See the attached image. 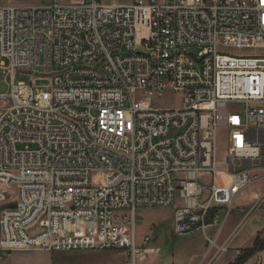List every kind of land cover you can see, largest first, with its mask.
Returning a JSON list of instances; mask_svg holds the SVG:
<instances>
[{"label":"built area","instance_id":"2783aa9c","mask_svg":"<svg viewBox=\"0 0 264 264\" xmlns=\"http://www.w3.org/2000/svg\"><path fill=\"white\" fill-rule=\"evenodd\" d=\"M33 7L15 18L16 7L0 6V70L11 85L0 94V261L12 252L124 251L136 264L156 233L138 244L141 208L174 209L175 236L216 229V240L206 237L214 249L255 182L251 169L264 171V148L250 149L255 135L264 140V0ZM243 49L262 53H224ZM37 70H51L47 90L14 83ZM167 91L183 96L180 107L154 106ZM221 129L237 136L222 168L207 144ZM262 207L263 197L232 237Z\"/></svg>","mask_w":264,"mask_h":264},{"label":"rangeland","instance_id":"374dc122","mask_svg":"<svg viewBox=\"0 0 264 264\" xmlns=\"http://www.w3.org/2000/svg\"><path fill=\"white\" fill-rule=\"evenodd\" d=\"M55 0H0V6H14V7H33V6H48L54 3ZM212 0H207L210 3ZM108 3L114 4L116 2H127V0H107ZM130 4V3H129ZM197 49H193V53H197ZM226 55H244V56H254L255 54H261V50L256 49H243V50H225ZM0 60L1 59V46H0ZM6 65L8 61L5 60ZM51 70H37L35 71V76L27 75H16L14 83L16 85L20 83H25L27 85L34 84V93L38 94L47 90L49 86V80L42 79L44 75L50 74ZM11 92L10 81L7 77L0 79V94H9ZM183 96L177 94L173 91H167L163 97L159 99H154L153 104L157 108H174L180 107L182 104ZM5 105L0 101V109L4 108ZM217 150H218V162L219 167L222 168L223 161L226 156V143H228V133L224 129H221L217 135ZM18 150H25L26 145H18ZM35 149V147H31ZM251 177L255 182L245 190V195H247L246 201H244V207L238 206V201L234 204L233 211L243 210L242 213H246L258 199L251 203L252 196L254 194H262L259 198L263 197V207L264 209V171H257L251 169ZM219 180H224L223 177H219ZM178 196V195H177ZM16 200L15 188L7 194L6 207L13 206ZM250 203V204H249ZM259 212V211H258ZM232 216V213L226 218V222L221 230L220 235L217 238L216 247L210 249L209 241L206 237L215 238L209 233L204 235L201 232H193L186 236H175L173 234V218L174 209L172 208H141L135 213V222L137 228V241L141 245L143 239L151 234L153 227H156V233L154 235V241L148 246L149 250L144 256H141L136 264H186L191 259H195L202 254V248L205 243V239L208 243V251L206 253L207 263L215 264L226 257L232 249L227 253L222 255L219 259L215 257L217 250L223 245L228 243L232 238L231 236L220 243V238L224 227L228 222V218ZM242 222V221H241ZM241 223L238 225L240 227ZM237 226V228H238ZM245 226V225H244ZM243 226V227H244ZM210 232V231H209ZM218 247V248H217ZM234 251V250H233ZM128 252L124 251H97V253H67L60 252L56 254H51L48 252L41 251H26V252H12L10 254H5L4 258L0 261L1 264H131V257ZM241 256V253L239 257ZM234 257V253H233ZM218 260V261H217ZM205 263V262H204ZM206 264V263H205Z\"/></svg>","mask_w":264,"mask_h":264},{"label":"crops","instance_id":"0c3cea01","mask_svg":"<svg viewBox=\"0 0 264 264\" xmlns=\"http://www.w3.org/2000/svg\"><path fill=\"white\" fill-rule=\"evenodd\" d=\"M135 0H127V2H116L114 4L118 5H131L134 3ZM130 3V4H129ZM262 194H254L252 196L251 203L255 202ZM247 195H245V192L241 195V197L238 199V206L244 207L248 206L243 205L244 201H246ZM250 204V203H249ZM243 210H235L232 212V216L228 218V222L226 226L223 229L220 243L227 240L233 231L237 228V226L241 223V221L244 218V213H242ZM209 234L211 236H214L216 234V229H211ZM231 249L232 252H230L226 257H224L222 260L218 261L216 264H233L236 262L235 258L233 257V253L235 249H238L241 253V255L244 254L245 251L252 250L256 246H258V242L262 241L264 242V209L256 212L252 217H250L246 223L245 226L242 228L240 233L237 235V237L231 238ZM208 251V243L205 239L204 246L202 248V254L198 256L195 259H191L186 264H210L206 261L208 258H206V253ZM152 252V251H150ZM75 253H87V252H72ZM88 253H97V252H88ZM56 254V253H51ZM128 256V253H126ZM205 262V263H204ZM1 264V263H0ZM244 264H264V248L254 253L252 256L248 258V260Z\"/></svg>","mask_w":264,"mask_h":264},{"label":"bare ground","instance_id":"6f19581e","mask_svg":"<svg viewBox=\"0 0 264 264\" xmlns=\"http://www.w3.org/2000/svg\"><path fill=\"white\" fill-rule=\"evenodd\" d=\"M32 14H34V7H16L15 9V18H23V16H31ZM219 123H227V114L219 115ZM217 137V135L207 137V144H215L217 148ZM228 138V144H237L235 133H228ZM263 148L264 140H262V135H255V139L250 140V149L262 150ZM224 179L228 181L226 176H224ZM196 219H204V210H197Z\"/></svg>","mask_w":264,"mask_h":264},{"label":"trees","instance_id":"16d2710c","mask_svg":"<svg viewBox=\"0 0 264 264\" xmlns=\"http://www.w3.org/2000/svg\"><path fill=\"white\" fill-rule=\"evenodd\" d=\"M264 248V242H258V246H256L255 248H253L252 250L249 251H245L243 255H241L240 257H238V259L236 260L235 263L233 264H244L248 258L250 256H252L254 253H256L257 251L261 250Z\"/></svg>","mask_w":264,"mask_h":264},{"label":"water","instance_id":"95a60500","mask_svg":"<svg viewBox=\"0 0 264 264\" xmlns=\"http://www.w3.org/2000/svg\"><path fill=\"white\" fill-rule=\"evenodd\" d=\"M4 78V73L3 71L0 70V79Z\"/></svg>","mask_w":264,"mask_h":264}]
</instances>
